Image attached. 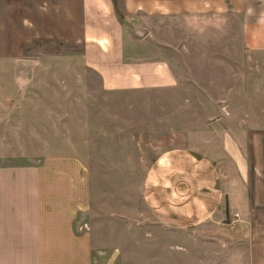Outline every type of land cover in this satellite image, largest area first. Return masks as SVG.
<instances>
[{"label": "crops", "instance_id": "0c3cea01", "mask_svg": "<svg viewBox=\"0 0 264 264\" xmlns=\"http://www.w3.org/2000/svg\"><path fill=\"white\" fill-rule=\"evenodd\" d=\"M235 52L245 61L256 57L264 85V0H0V264H95L110 245L109 230L114 250L121 245L123 218L142 225L149 239L155 226L177 233L183 251L188 242L213 253L211 264H264L261 122L251 126L242 111L234 125L229 105H185L178 115L197 123L184 120L157 142L168 144L156 146L147 163L139 221L137 196L127 215L117 206L121 195L93 189L89 136L74 140L72 132L58 142L39 109L48 103L45 115L58 114L56 96L43 92L59 85L52 70H68L69 81L72 70L91 72L116 101L142 93H162L167 102L229 101L233 92L202 90L234 84ZM9 70L37 76L11 77ZM74 84L87 83L82 76ZM112 130V140L99 135L97 143L113 151L99 154L108 166L122 147L121 126ZM108 170L103 181L121 180Z\"/></svg>", "mask_w": 264, "mask_h": 264}, {"label": "rangeland", "instance_id": "374dc122", "mask_svg": "<svg viewBox=\"0 0 264 264\" xmlns=\"http://www.w3.org/2000/svg\"><path fill=\"white\" fill-rule=\"evenodd\" d=\"M235 45H238L237 39H235ZM253 59L256 60V57L254 56ZM253 59L249 56V59L245 61V54L235 52L233 60L234 84L232 86L219 83L207 85L203 86L202 90L218 97L233 92V99L229 101L217 100L216 102L204 101L202 104L199 101L190 104L178 100L162 101V93H142L139 94L142 95L141 98L135 100L121 98V101H116L113 95H108L101 90L97 77L91 72L72 70V76L76 79L71 82L68 80L70 77L67 73L68 70H52L53 76L58 78L59 85L55 88L43 86V92L56 96L58 114L52 117L45 115L53 106L43 103L39 108L45 116H43L42 125L45 128L50 125L56 127L58 142L67 140V136H70L72 132L74 140L89 136L91 144L90 149L86 152L90 153L93 163L91 164L93 189L99 191V189L107 188L113 194L112 199L114 194L116 198L121 195V205L117 206H120L122 213L127 215H129L131 206L129 200L132 199L134 202L136 199L137 203L134 205H137L140 221L142 219L140 211L145 208L142 195L143 176L147 163L159 151L156 146L168 144L165 142L158 144L157 142L164 139L168 129H176L177 126L182 125L184 120H187L186 124L197 123L198 118H184L178 115L180 111L184 110L185 105L186 108L203 109L204 111L211 108L217 110L218 105L224 108L225 105H229L235 111L234 125H240L242 111L249 114L250 123L255 124L251 126L258 128L259 122L264 125V114L260 113V110H264V85L259 83ZM36 72L37 70H9V75L31 79L37 76ZM82 76L87 83L84 88L74 84ZM245 76H247L246 80L243 78ZM220 80L222 78L218 81ZM10 91L11 93L15 92L14 86ZM85 91L91 94L89 101L72 100L67 101L66 105L63 100L64 96L77 95ZM177 96V94L174 95V97ZM81 110L86 113L84 117L83 114H80ZM114 113L116 117H113ZM213 113L215 114V111ZM113 125L121 126L122 147L117 149V153L121 151V155H116V165L112 163L108 166L103 164L99 154L107 156L113 151L98 148L97 143L99 135H104L107 140H112ZM146 128H150L149 131ZM61 145L65 146L64 143ZM56 151H65V149H56ZM108 169L121 173V180L103 181L101 179L103 172H109ZM135 196L137 197L135 198ZM122 220L121 245L114 250L113 232L109 230L110 245L104 249V252L97 253L95 264H211L210 257H215L210 251L203 252L201 247L196 249L194 244L188 242L185 245V251H183V246L176 244L177 233H166L154 225L153 229H149L153 233V239H149L146 237L145 228L142 225L131 226L129 218ZM220 264H225V260H222Z\"/></svg>", "mask_w": 264, "mask_h": 264}]
</instances>
